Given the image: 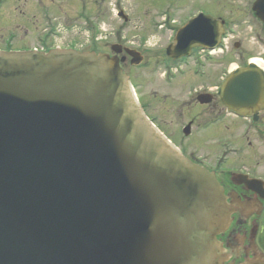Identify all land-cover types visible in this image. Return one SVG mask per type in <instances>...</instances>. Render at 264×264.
Instances as JSON below:
<instances>
[{"label": "water", "instance_id": "obj_1", "mask_svg": "<svg viewBox=\"0 0 264 264\" xmlns=\"http://www.w3.org/2000/svg\"><path fill=\"white\" fill-rule=\"evenodd\" d=\"M209 25L190 20L167 54L213 47ZM219 95L250 113L264 72L233 71ZM238 205L150 124L116 55L0 51V264H224L215 236Z\"/></svg>", "mask_w": 264, "mask_h": 264}, {"label": "flooded vegetation", "instance_id": "obj_2", "mask_svg": "<svg viewBox=\"0 0 264 264\" xmlns=\"http://www.w3.org/2000/svg\"><path fill=\"white\" fill-rule=\"evenodd\" d=\"M42 1L48 3L49 6L44 5ZM55 1L62 3V0H36V2L34 0H0V10L2 11L0 29L7 28H4L6 25L5 18H3L5 16L4 10H9L14 14L27 15L28 12L31 13L34 3L35 5L43 3L39 8L40 18L38 20H41L44 26L43 31H48V29L52 31L53 27H47L43 15L50 13L51 5ZM106 1L79 0L80 4L76 9H78L77 16L81 22L80 26L83 28L91 27L93 26L92 23L99 21L100 18L104 19L106 16H110L126 23L129 27V24L134 21L133 12H127L126 8L122 6V0L119 2L114 0L109 4L112 9L114 7L113 10L106 6L108 4ZM256 1L204 0L198 3L197 0H186L185 2L177 0L173 3H162V6L158 8L161 21L158 24L153 21L147 26L138 14L136 22L133 24L135 28L138 30L146 29V31L151 28V31H158L167 35L166 41L162 45L164 54L161 49V51L158 50L163 55L155 56L156 50L149 49L147 51L146 48H135L130 36L127 37L125 43H122V37L119 38V34H117V39L114 42L119 46L116 48L129 47L139 52L143 50V52L151 53L153 57H156L154 59L159 64L158 68L164 69L163 79L169 86L177 77L192 76L189 80H185L182 85L183 88L186 87L187 101H183V105L176 110L177 117L179 115L182 118L185 117L179 128L177 138L160 128L183 155L214 174L227 203H234L235 200L240 203V206L238 205L231 214L228 226L216 236L218 243L224 250L227 264H241L247 260H253L256 256L264 259V170L255 166L257 160L261 158L260 152H258V143L260 140H264V102L256 106V110L251 108L250 114L237 115L227 108L219 95L221 84L228 78L231 71L244 68L253 60H259L263 64L262 69L264 70V22L257 18L253 10ZM19 3L23 8L18 6ZM182 5L183 7L190 5L191 9H194L193 14L185 21L176 18L179 16L176 11H180ZM172 9L174 11L170 13L169 11ZM92 12H96V15ZM199 13L209 16L211 22L213 21L215 24L214 26L209 25L208 29L212 34L210 42H213L214 39L215 32L213 30L216 31V48L208 50L197 45L191 49L189 56L178 59L168 56L165 49L167 45L173 42L175 33L189 19ZM144 14L148 16V12ZM8 16L9 25L14 24L11 15ZM52 19L56 21L55 18ZM17 20H19L18 17L15 21L16 25H20ZM37 23L39 22L31 21V27L37 28ZM49 35L50 33L42 35L38 42L41 44L49 42ZM148 38L147 34L141 33L137 45H145ZM114 43L97 48L100 49L99 51L112 55L114 52H112L111 46ZM143 52L141 54L144 61ZM117 56L123 70L126 64L131 65V57L124 52ZM126 73L132 78L129 72ZM187 107L191 108L188 109ZM215 130H221L224 135L220 136L219 132L218 135H213ZM197 133L211 141H219L223 137L228 148L235 149L237 152L232 150L231 154L225 153L221 156L220 153H216L211 156L208 152H200L196 147L184 144L186 138L194 134L198 135ZM240 146L250 147L251 151L246 156L240 155L238 153H242ZM237 147L240 149L238 150ZM251 161L252 165L249 164Z\"/></svg>", "mask_w": 264, "mask_h": 264}, {"label": "rangeland", "instance_id": "obj_3", "mask_svg": "<svg viewBox=\"0 0 264 264\" xmlns=\"http://www.w3.org/2000/svg\"><path fill=\"white\" fill-rule=\"evenodd\" d=\"M34 1L36 2V0ZM107 1L108 4L106 5ZM107 1L105 2V5L112 9V6H109V4L114 2V0ZM179 1L185 2L186 0ZM203 1L204 0H197L198 3H201ZM42 2L44 3V5L46 4L49 6L48 3L44 1ZM121 2L122 6L126 8L127 12H133L134 14V21L129 24V27L126 23L118 21V19H116L115 17L106 16L104 19L100 18L99 21H96L94 24L92 23L93 26L83 28L82 26H80L81 22L79 20V17L77 16L78 9L76 8L80 4L79 0H62L61 4L56 1L52 3L50 13L43 15L47 27H53L52 31L51 29H48V31L45 30L46 32L43 31L44 26L41 20H38L40 18L39 8L43 3H41L40 5H35V3L33 2L34 6H32V11L31 13L28 12L27 15H20L19 13L14 14L9 10H4L5 16L3 18H5L6 24L4 25V28H7L0 29V48H7L6 46H12L11 48H19V46H25L27 48H39L43 46L38 42L39 38L42 35H46L48 33H50V40L47 43H43L46 47H50L52 45L67 46L69 44L75 43L80 48H87L85 47V45H88L86 44L87 37H84V33L86 32L83 31L84 29L87 30L88 28L92 31L89 33L91 36L96 34V32L99 30L100 35L98 36V47L104 46L105 44L114 43L117 39V34H119V38L120 36L123 38H121L122 43H125L127 37L130 36L131 40L133 41V46L135 45V48H146L147 51L149 49L156 50V53L158 54L155 53V56L163 55L164 50L162 48V45H164L167 35H163V33L158 31H151V28H149L147 31L146 29L138 30V28H135L133 24L134 22H136L138 14L141 16V19L146 26L153 23V21L158 24L161 21V17L158 15V8L162 6L161 4L169 2L173 3L177 2V0H122ZM187 3L189 4V1H187ZM18 6H20V8H23L20 3ZM193 10L194 9H191L190 5L184 7L182 5L180 11H176L179 14V16L176 18H180L182 21H185L193 14ZM173 11L174 9L169 12L172 13ZM1 12L2 11L0 10V14ZM147 12L148 16L144 14ZM86 14L89 13L86 12ZM92 14L96 15V12H92ZM8 15H11L10 17L13 19L14 24L9 25L10 22ZM17 17L19 18V20L17 21H19L20 25H16L15 21ZM52 18H55L56 21H53L54 19ZM31 21H38V27H31ZM49 22L51 24H48ZM98 26L100 29L97 28L98 30L93 31ZM141 33L147 34L149 38L146 41L145 45L138 46L137 44L139 42V36ZM40 42H42V40H40ZM160 49L162 50L163 54L158 52V50ZM143 53L144 61L141 65L132 67L130 64H126L124 70L126 72H129V74L131 75L135 84L134 88L137 98L144 106V110L147 116L154 121V124L159 127V129L162 128L169 135L177 138L179 128L183 124L182 121L185 119V117L182 118L180 115L179 117L181 118L177 117L176 110L183 105V101H187L186 87L183 88L182 85L185 80H189L192 76L188 75L185 78L177 77L173 84L169 86L163 79L164 76L162 75V73L164 69L158 68L159 64L155 62L154 58L156 57H153V55L149 52ZM187 108L189 109L191 107ZM218 132L220 133V136L224 135V133H221V130H215V132H213L212 134L218 135ZM197 134L198 135L194 134L189 138H186V143L184 144L187 146H194L200 152H208L211 154V156H214L216 153H221V151L223 152V149H226V147L228 146L226 144V141L223 140V137H221L219 141H211L206 137H201L199 135L200 133ZM240 147L242 148V153L238 152L240 155L246 156L248 152L251 151L250 147ZM240 147H237V149L239 150ZM258 152H260L261 158L257 160L255 166L264 170L263 139L258 143ZM252 161L249 164L252 165Z\"/></svg>", "mask_w": 264, "mask_h": 264}, {"label": "bare ground", "instance_id": "obj_4", "mask_svg": "<svg viewBox=\"0 0 264 264\" xmlns=\"http://www.w3.org/2000/svg\"><path fill=\"white\" fill-rule=\"evenodd\" d=\"M253 63H255L260 68H263V64L259 60H253Z\"/></svg>", "mask_w": 264, "mask_h": 264}]
</instances>
